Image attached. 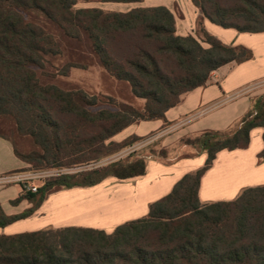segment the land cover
<instances>
[{"label":"trees","instance_id":"1","mask_svg":"<svg viewBox=\"0 0 264 264\" xmlns=\"http://www.w3.org/2000/svg\"><path fill=\"white\" fill-rule=\"evenodd\" d=\"M80 0H0V118H11L19 136L38 150L15 155L36 169H75L113 157L144 141L112 139L132 124L162 120L183 97L206 87L211 74L231 63L252 59L251 50L229 47L197 25L199 39L176 34L175 16L162 6L126 12L76 9ZM136 4L143 0H100ZM213 24L240 33L264 32V0H192ZM38 13L70 39L88 38L101 67L114 80L127 82L142 108L109 99L111 108L83 90L42 84L36 68L61 54L56 38L27 22ZM206 44V46H204ZM78 64H66L68 75ZM264 129V95L228 131H206L180 144L208 160L188 173L173 190L149 206L147 216L125 222L111 233L66 227L0 235V264H264V185L243 189L235 200L202 204L199 187L222 150L247 149L250 134ZM264 138V134H263ZM135 151L98 167L45 179L37 192H22L11 203L32 207L7 215L0 205V228L31 217L56 190L91 188L107 178L134 179L146 174V159ZM165 150L162 154L165 155ZM264 158V150L260 154Z\"/></svg>","mask_w":264,"mask_h":264},{"label":"crops","instance_id":"2","mask_svg":"<svg viewBox=\"0 0 264 264\" xmlns=\"http://www.w3.org/2000/svg\"><path fill=\"white\" fill-rule=\"evenodd\" d=\"M192 2L143 0L131 4L128 10L165 7L175 16L177 35L199 39L197 25L202 22L207 33L229 47L250 49L253 58L240 64L225 65L213 72L208 85L187 93L181 103L167 112L165 121L132 124L112 139L116 143L131 136L145 139L124 149L121 152L124 157L142 151L154 141L159 142L161 150L173 152L178 148L181 156L166 161L148 157L146 174L141 177L128 180L107 178L91 188L52 193L31 217L0 228V235L66 227L93 228L111 234L117 226L147 216L151 204L171 193L185 175L200 170L208 160L207 154L200 155L182 146L180 141L206 131H228L249 113L253 100L264 95V32L240 33L215 25ZM263 134V128H256L250 134L247 149L222 150L217 154L199 187L202 204L229 202L238 198L243 189L264 185V158H260L264 150ZM4 149L11 165L3 163L0 157V185H14V190L9 197L0 193V204L7 215L16 216L32 207L28 201L16 207L11 204L22 192L21 182L25 180V174L21 172L27 167L15 155V147L0 135V156Z\"/></svg>","mask_w":264,"mask_h":264},{"label":"rangeland","instance_id":"3","mask_svg":"<svg viewBox=\"0 0 264 264\" xmlns=\"http://www.w3.org/2000/svg\"><path fill=\"white\" fill-rule=\"evenodd\" d=\"M93 7L105 11L126 12L131 7V4L127 5L117 3H103L100 0H80L76 5V9ZM25 20L27 22L44 27L49 34L53 35L56 38L57 43L61 47L62 52L60 55L55 57H48L46 60L47 62L44 64L43 68H36L39 80L42 84H44V86L56 85L59 88L67 91L83 90L90 96L98 98L100 104L97 109H112L113 107H111L109 99H112L117 103H127L134 105L135 108H142L144 101L135 98V96L131 92L132 89L129 83L114 80L113 77H111L101 67L102 65L100 64L99 59L93 53L88 38H83L81 40L70 39L63 33L59 26H57L53 22L48 21L46 17L38 13H26ZM66 64H78L79 66L84 68H72L69 70L68 75L60 74ZM16 130V125L11 118H0V135H3V137H5L9 141L10 146H14L18 150L19 154L29 155L38 150L30 137L19 136ZM153 150L154 154L152 157L161 159L163 161L172 160L175 158L178 159L181 156V151L178 148H176V150H174L173 152L165 150L166 153L165 155H163L162 150L159 147V142L155 141ZM140 152H142V154H149V150H147L146 148ZM0 157L3 159V163L5 162L11 165L5 149L2 156ZM123 157V154H121L120 152L113 157L104 158L95 164L75 169L55 168L40 170L36 169V167L32 165L26 164L27 168L24 170V172H21L25 174V180H23L21 184L40 187L42 185V182L47 178L57 176L61 173H75L85 168L90 169L92 167H98L108 162L110 163L119 160ZM13 186L14 185H0V193H3L5 197H9V195L13 193ZM58 191L61 190H56L55 192ZM23 202L27 201L23 200L17 206H19Z\"/></svg>","mask_w":264,"mask_h":264},{"label":"built area","instance_id":"4","mask_svg":"<svg viewBox=\"0 0 264 264\" xmlns=\"http://www.w3.org/2000/svg\"><path fill=\"white\" fill-rule=\"evenodd\" d=\"M24 188H25L27 191L37 192V187H35V186L24 185Z\"/></svg>","mask_w":264,"mask_h":264}]
</instances>
